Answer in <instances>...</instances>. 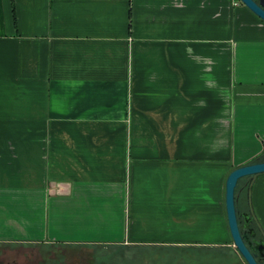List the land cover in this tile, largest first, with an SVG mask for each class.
<instances>
[{"label":"crops","instance_id":"obj_1","mask_svg":"<svg viewBox=\"0 0 264 264\" xmlns=\"http://www.w3.org/2000/svg\"><path fill=\"white\" fill-rule=\"evenodd\" d=\"M263 153L264 21L239 0H0V244L233 250L225 181ZM249 196L264 236V173Z\"/></svg>","mask_w":264,"mask_h":264},{"label":"water","instance_id":"obj_2","mask_svg":"<svg viewBox=\"0 0 264 264\" xmlns=\"http://www.w3.org/2000/svg\"><path fill=\"white\" fill-rule=\"evenodd\" d=\"M239 1L264 21V0ZM259 173H264V160L253 161L234 168L229 172L225 181L224 201L229 232L233 247L247 264H264V262H261L257 258L258 255H263L264 244L261 240L255 246L257 252L254 251V247L251 245L248 237L250 229L245 228L250 222L251 217L249 213H238L236 208L235 189L240 179L248 177L249 180H251L254 175ZM240 215L243 216V223L242 220L239 219Z\"/></svg>","mask_w":264,"mask_h":264},{"label":"flooded vegetation","instance_id":"obj_3","mask_svg":"<svg viewBox=\"0 0 264 264\" xmlns=\"http://www.w3.org/2000/svg\"><path fill=\"white\" fill-rule=\"evenodd\" d=\"M249 224L245 228L250 229L248 237L254 247V251L257 252L255 246L261 240L263 241V237L259 236L255 232V228ZM23 246L16 242L0 244V264H97L98 261L100 264H108L100 261L101 259L97 260L94 256H83L81 254V246L51 244L48 247H41L40 251H35L32 246H24L25 248H22ZM63 247L66 251L61 252L60 250ZM71 250H74V252ZM257 258L264 262V250L263 255H258ZM151 262H145L141 259L135 262H111V264H151Z\"/></svg>","mask_w":264,"mask_h":264},{"label":"rangeland","instance_id":"obj_4","mask_svg":"<svg viewBox=\"0 0 264 264\" xmlns=\"http://www.w3.org/2000/svg\"><path fill=\"white\" fill-rule=\"evenodd\" d=\"M242 187H245V186H242ZM60 251L63 252L66 250L63 247L61 248ZM71 251L74 252V250H71ZM94 257H96L97 260L101 259L100 261L111 264V262L124 263V261L126 263L127 262L126 257H130V255L124 249L119 248V247H111V246L103 247L102 246L95 250ZM210 263L212 264H247L245 260L237 253L235 249L233 250L232 249L230 250L221 249L217 251L216 250L208 251V256H202V257L196 256V255H194V257L189 256L188 258H184V261H182L180 264H210ZM97 264H100V262L98 261ZM161 264H163V262H161Z\"/></svg>","mask_w":264,"mask_h":264},{"label":"trees","instance_id":"obj_5","mask_svg":"<svg viewBox=\"0 0 264 264\" xmlns=\"http://www.w3.org/2000/svg\"><path fill=\"white\" fill-rule=\"evenodd\" d=\"M259 160H264V153L261 154L258 158L252 160L253 161H259ZM245 187H242V186ZM235 196H236V208L239 214L242 213H249L251 220H250V226L254 227L253 229L255 230V232L259 235L263 237V242H264V236L261 233L259 227L257 225H255L253 223L254 218L253 216H251V205H250V196H249V178H242L238 181L236 189H235ZM239 219L242 220L243 223V216L240 215ZM161 264V261L159 260V262L157 261H152L151 264ZM165 264H174V260L167 258Z\"/></svg>","mask_w":264,"mask_h":264}]
</instances>
